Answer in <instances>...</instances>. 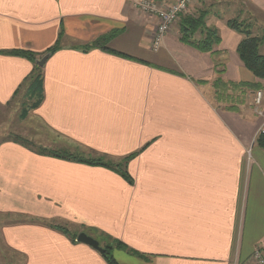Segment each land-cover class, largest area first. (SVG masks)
<instances>
[{
    "label": "crops",
    "instance_id": "obj_1",
    "mask_svg": "<svg viewBox=\"0 0 264 264\" xmlns=\"http://www.w3.org/2000/svg\"><path fill=\"white\" fill-rule=\"evenodd\" d=\"M244 9L239 19L263 33L264 0ZM227 10L206 17L220 37L211 52L181 43L177 25L154 50L157 20L133 0H0V111L34 67L8 52L39 60L58 42L30 117L58 152L114 163L132 156L128 181L2 142L0 264H108L79 233L111 245L118 264H255L254 251L264 252V149L255 144L264 88L258 106L249 91L237 112L215 99L216 79L255 81Z\"/></svg>",
    "mask_w": 264,
    "mask_h": 264
},
{
    "label": "trees",
    "instance_id": "obj_2",
    "mask_svg": "<svg viewBox=\"0 0 264 264\" xmlns=\"http://www.w3.org/2000/svg\"><path fill=\"white\" fill-rule=\"evenodd\" d=\"M208 12L200 10L196 14H184L180 17L178 26L179 41L183 44L190 45L200 52H211L216 45L220 43V37L215 29L208 28L205 24ZM226 26L237 32L242 36L236 48V53L244 65V67L253 75L255 81L253 83H226L220 79H216L212 85L215 91V99L217 102L226 105V109L237 112L238 106L244 102V96L253 91L257 93L264 88V55L260 54V46L264 43V36H256L252 34L251 24L246 20L239 18H232L226 21ZM201 34L199 39L195 36ZM103 39L95 40L91 44L84 47L85 50L95 47H101ZM59 48L58 42L53 48L47 52L49 54L55 52ZM10 55L25 58L33 63V70L29 75L25 95L33 99L30 105L34 109L42 101V71L36 65L35 54L28 50H12L8 52ZM45 54V55H46ZM14 142L26 146L24 142L15 139ZM255 144L264 149V131L260 132L255 138ZM42 153L55 155L57 157L71 160L78 163H83L91 166H102L116 171L120 176L129 181V176L125 169V164L132 157L124 158L119 163H114L105 160L101 157H85L79 154H71L63 151H53L49 149H39ZM121 247L120 244H115ZM103 258L108 264H118L111 254L112 246L107 245L104 247Z\"/></svg>",
    "mask_w": 264,
    "mask_h": 264
},
{
    "label": "rangeland",
    "instance_id": "obj_3",
    "mask_svg": "<svg viewBox=\"0 0 264 264\" xmlns=\"http://www.w3.org/2000/svg\"><path fill=\"white\" fill-rule=\"evenodd\" d=\"M199 1L200 0H197L191 5H195V9H190L191 7H189L190 10L188 9V14L192 13L191 15H194L200 10H206L208 12V17L213 13L220 15L224 10L228 9L225 14L226 17L232 16V18H239L240 12H242V17L247 13L244 8L248 0H202L200 3ZM253 32L256 36H264V32ZM259 51L264 55V45L260 46ZM24 92V90L19 92L12 101L0 111V144L8 140L14 142L13 140L18 139L32 150L43 149V147L39 146V143H45L48 144L45 148L48 147L56 151L59 147L56 144L52 145L55 141H53V143L50 142V139H48V141L47 137L44 135L46 131L43 126L30 117V105L33 99H30ZM247 96L248 95L243 97L244 100H246ZM8 258H10V256H8Z\"/></svg>",
    "mask_w": 264,
    "mask_h": 264
},
{
    "label": "built area",
    "instance_id": "obj_4",
    "mask_svg": "<svg viewBox=\"0 0 264 264\" xmlns=\"http://www.w3.org/2000/svg\"><path fill=\"white\" fill-rule=\"evenodd\" d=\"M197 0H133V7L139 12L155 17L157 24L152 37V48L156 50L165 35L187 14L189 7ZM261 92L255 94V104L259 105ZM255 264H264V252L255 250L251 256Z\"/></svg>",
    "mask_w": 264,
    "mask_h": 264
},
{
    "label": "water",
    "instance_id": "obj_5",
    "mask_svg": "<svg viewBox=\"0 0 264 264\" xmlns=\"http://www.w3.org/2000/svg\"><path fill=\"white\" fill-rule=\"evenodd\" d=\"M49 56H50L49 53L44 55L42 58L36 61V65L40 68L43 67L44 63L46 62ZM76 240L77 242H80V243H83V244H86L92 247L94 250L98 251L100 254H104L105 252V250L100 247L98 241H96L95 239H93L92 237L88 236L85 233H79Z\"/></svg>",
    "mask_w": 264,
    "mask_h": 264
}]
</instances>
